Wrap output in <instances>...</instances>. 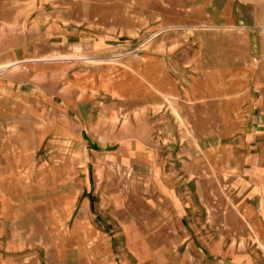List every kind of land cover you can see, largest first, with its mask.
I'll use <instances>...</instances> for the list:
<instances>
[{
  "label": "crops",
  "instance_id": "crops-1",
  "mask_svg": "<svg viewBox=\"0 0 264 264\" xmlns=\"http://www.w3.org/2000/svg\"><path fill=\"white\" fill-rule=\"evenodd\" d=\"M261 262L264 0H0V264Z\"/></svg>",
  "mask_w": 264,
  "mask_h": 264
},
{
  "label": "rangeland",
  "instance_id": "rangeland-1",
  "mask_svg": "<svg viewBox=\"0 0 264 264\" xmlns=\"http://www.w3.org/2000/svg\"><path fill=\"white\" fill-rule=\"evenodd\" d=\"M140 37H141V39L144 38V41H143L144 43H143V42H140V46H138V48L144 46V45L146 44L147 40L151 39V36H149V38L146 37V36H140ZM134 51H135V50H134ZM129 52H131V51H129ZM260 264H264V263L261 262Z\"/></svg>",
  "mask_w": 264,
  "mask_h": 264
}]
</instances>
